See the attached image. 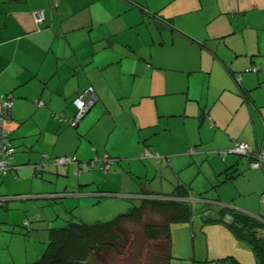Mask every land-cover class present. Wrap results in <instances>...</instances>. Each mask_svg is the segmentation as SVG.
<instances>
[{"label":"crops","instance_id":"0c3cea01","mask_svg":"<svg viewBox=\"0 0 264 264\" xmlns=\"http://www.w3.org/2000/svg\"><path fill=\"white\" fill-rule=\"evenodd\" d=\"M135 4L144 9L142 18L137 19L138 24L145 22L143 16L148 12L152 15L149 24L152 31L145 38L144 35L136 37L137 49L127 42L126 49L117 48L113 37L138 25L126 18L127 13L136 8ZM94 6L102 9L97 17ZM165 10L168 14L164 15ZM37 11H41L44 18L40 24L33 19ZM120 20V25L112 27L113 22ZM133 22L136 26H130ZM163 30L179 38L186 47L190 45L187 48L193 54L197 52L199 58L198 62L196 58L194 63L186 61L179 67L173 63L164 67L188 75V82L186 80L184 88H179L184 81L176 78L157 93L155 74L163 69L154 63L152 51L164 46L166 38L162 37L160 42L157 37ZM145 48H150L151 53L144 55ZM256 68V72H250ZM194 74H201V83L206 86L199 95L190 92L189 76ZM114 76L116 82L118 77L135 76L141 83L137 86L134 82L128 94L122 83L113 82ZM88 88L93 89L97 101L75 128L54 117L63 114L71 118L75 98ZM5 94H11L14 99L5 128L10 133L15 153L10 172L4 177L0 174V264H34L41 258L47 245L35 259L25 247L23 253L16 247L28 242L33 221L45 222L38 227H45L48 242L51 230H61L76 220V217L66 219L65 225L57 227L52 225L54 219L42 220L40 214L32 217V213L44 207L40 202L53 200L61 204L63 198H73L70 197L73 193L65 191L68 186L82 189L97 183L95 176L83 173L93 171L88 169L87 162L98 157L105 134L117 129L115 115L131 117L135 129L148 130L156 127L159 118L164 116L158 111L157 95L178 94L184 96L185 105L167 112L170 114L167 117L182 119L184 128L190 127L188 119L196 120V136L180 140L179 148H158L162 145L158 142L154 146L147 143L138 146L141 140L131 142L137 147L134 148L136 153L166 155L159 162L163 163L164 159L167 165L160 168L140 159L142 162H136L137 166L130 170L136 185L131 184L132 180L127 185L121 183V197L139 205L141 199L170 194L175 187L183 186L189 189L186 200L190 208L196 203L204 205L202 189L198 191L199 198L194 199L193 189L187 185L192 181L182 178L181 172L188 165L206 163L202 165L205 169L202 175L207 184L203 180L201 186L204 188L211 182V187L220 192L217 190L219 198L216 195L215 201L224 207L218 211L216 219L203 217V223L218 226L224 241L221 246L217 243L210 248L207 237L205 261L258 264L252 248L220 220L230 211L264 219V203L261 202L264 167L251 170L246 167L247 159L237 156L210 159V152L230 150L239 141L245 142L253 152H264V0H123V4L115 0H0V95ZM143 100L150 104L145 109L148 110L146 119L140 120L136 111ZM38 102L43 106L38 107ZM201 129L209 133L207 139L199 138ZM60 157L76 158L77 163L66 166L65 171L73 169L76 179H65L63 168L53 163ZM164 169L171 186L167 192L153 185L158 178L162 179ZM110 170L103 173L104 179L96 191H91V196L98 198L97 193H116L101 190L104 185L117 184L111 177L118 171L110 173ZM150 171L155 175L149 185V181L144 180H148ZM118 176L121 177V172ZM52 182L58 183L57 186ZM205 219L210 221L204 222ZM260 235L264 236V231ZM227 258H231L230 261H226ZM194 260L195 256L190 264H194ZM67 264L92 263L72 261Z\"/></svg>","mask_w":264,"mask_h":264},{"label":"rangeland","instance_id":"374dc122","mask_svg":"<svg viewBox=\"0 0 264 264\" xmlns=\"http://www.w3.org/2000/svg\"><path fill=\"white\" fill-rule=\"evenodd\" d=\"M119 4H123V0H115ZM126 1V0H124ZM135 9L132 11H129L127 13V17L130 20L134 21L136 24L139 23L137 20L138 17L142 18L141 10H144L141 5L135 4ZM96 9V11H95ZM164 9V8H163ZM148 10H146L147 13ZM94 15L97 17L99 14H101L102 9L94 6L93 8ZM168 14V10L164 11V15ZM151 14H147V16H143L145 19V22L142 24H136L133 22L130 26H136L129 30H125L123 32H119L117 36L113 37L115 38V46L120 49H126V45L128 43L133 44L134 48L137 49V46H135V40L137 36H143L144 38L146 35H150L149 33L152 31L150 24V21L152 18ZM122 21L113 22L112 27H116L117 25H120ZM139 29V32H136V30ZM137 34V35H136ZM161 35V36H160ZM153 37L155 41L158 40V38H155V33L153 31ZM157 37H160L159 41L161 42V38L165 37V44L161 49H153L154 58L156 59V62H154L156 65H159L162 71H158L156 76V88L157 93H160L163 91V89L166 87L167 83H170V81L175 82L176 78L177 80H182L184 82H181V87L184 88L186 85V78H188V75L183 74L182 72H179L177 70H171L168 68H164L169 64L175 65V67L181 66L186 61H192L197 58L198 62V53L194 52V54L189 50L190 45L187 44V47L184 43L179 41V38H176L172 35H170L169 32L163 30L161 31V34H157ZM146 40V39H145ZM127 42V44H126ZM151 46V44H150ZM158 50V51H157ZM136 51V50H135ZM157 51V52H156ZM142 52L144 55H148L151 53L150 48L143 49ZM194 65V64H193ZM190 67V66H189ZM201 74H194L189 76V83H190V92H196L197 95L202 91H205L206 86L203 87L201 83ZM126 82H123L122 80H125ZM136 80V81H135ZM113 82L117 83L118 85L120 83L124 86V91L126 93H130L133 90V84L136 82L137 86L141 83V79L135 77V76H128L124 78L118 77L117 82L114 76ZM188 82V80H187ZM160 91V92H159ZM183 92V91H182ZM154 101V100H153ZM155 101L157 102V107L160 115H164L159 118V122L156 124V127L151 129H145V130H139L135 129L133 125V118H129L128 116L124 115H115V119L117 122V129L115 131H109L105 134L104 139L100 143V147L98 149V157L92 159L94 162H98L104 154L108 155L110 158L116 160L117 162H114V165L111 167L110 173H113L115 171L121 172V177L118 176V172H116V175L111 177V180L116 181L117 184H112L109 186H102L101 190L103 191H114L116 193L114 194H99L95 196H91V191L97 190V187L104 179V174L101 171H90V173L84 172L83 174L93 175L97 178L96 184H90L88 187L78 189L76 187H70L68 186L65 191H67L69 194L73 193L70 197L73 198H63L61 204H57L53 200H48L40 202V205L42 204L44 207L41 208L39 211H33L32 217H34V214H40V218L42 220L44 219H54L52 225H56L57 227H62L65 225L66 219H71L72 217H76L74 221L80 220L85 223H95V222H105L110 221L116 216L120 215L121 213H126L129 208L132 207V205H135V201H127L126 199L122 198L120 193V184L123 183L124 185L129 184L128 182L132 180L133 183H131L133 186L136 185V181L134 178L131 177L130 174L131 171L137 166L136 164L141 160H144L143 162H153L156 164V166H159L160 168H166L167 162L163 159V163H160L157 160H153L150 158H141L142 154H139V152H135V147L133 142L134 140L140 141V144L138 146H142L143 143H147V146L149 145H155L160 143L162 144L158 148H168L169 146H174L176 148H179L180 146V140L183 139H189L191 136H196L197 134V125L196 120L188 119L190 127H183L182 119L180 118H169L166 114L170 111H176V108L184 104V96L181 94L174 95L171 97H163L160 95H157ZM154 101V103H155ZM125 101H123L124 103ZM150 104L149 101L143 100L141 105L139 106V109L136 111V115L140 120H145L147 116L148 109L147 105ZM190 104V103H189ZM116 105V104H114ZM128 105V103H127ZM189 106V105H188ZM191 107V106H189ZM189 107L187 109H189ZM191 111V110H189ZM136 120V119H135ZM105 121V120H104ZM129 122L132 124V127H130ZM108 134V138H107ZM209 137V133H207L204 129L200 130L199 138L207 139ZM64 139V138H63ZM86 141V140H85ZM125 142H130L125 145ZM212 145V144H211ZM59 147V144H58ZM71 148V146H68ZM195 151L194 148H190ZM189 149V150H190ZM219 151V150H218ZM224 151V150H220ZM214 152H217V150H213L210 152V159L213 157H218L220 159V156H215ZM91 154V153H90ZM92 155H96L94 152H92ZM163 155V154H161ZM160 155V156H161ZM229 157H234L233 155H228ZM163 157H167L166 155H163ZM134 159L135 161H131ZM53 161V160H50ZM87 161V160H86ZM137 162V163H136ZM88 163V162H87ZM160 163V164H159ZM85 164V163H84ZM82 164V166H84ZM149 164V163H148ZM197 163L195 165H188L186 169H184L181 172V177L186 180H191V184H187L190 189H193V196L194 199H198V191L202 189L204 192L202 195L203 204L200 205V203H196L192 205V217L190 222L188 221H177L171 224L170 226V232H171V248H170V255L171 258L167 260L170 264H190L192 257L195 256V262L194 264H211L209 262L205 261V252H206V244H207V237H208V245L211 248L213 244L219 243L220 246L224 241V235L221 231V229H218V226H213L211 223H203V217H210L213 219H216L218 216V211L224 207L221 206L217 201V190L213 189L214 187H211L212 183L210 182L208 185H206L204 188L201 186V182L204 180V183L207 184V180L203 179V171H205L204 166ZM86 165V164H85ZM87 166V165H86ZM114 167V169H113ZM63 168L65 173L63 176L67 180H73L76 179V174L73 173V169H69V172L66 173L67 170L66 166H61ZM113 169V170H112ZM131 170V171H130ZM141 171V170H140ZM92 172V173H91ZM165 174L162 177V179L158 178L156 181L153 182L154 187H157V189H163V192H167L171 188L170 184H168V175L167 171L164 169ZM109 173V174H110ZM199 173V174H198ZM144 175V174H142ZM155 175L154 172L150 171L148 180H144L146 183L149 181V185L152 183V177ZM196 177V178H195ZM53 178V177H52ZM131 178V179H129ZM62 179V178H61ZM59 179V180H61ZM54 181V180H53ZM120 181V182H119ZM160 181V182H159ZM173 181V179H172ZM119 182V184H118ZM57 186L58 183L52 182ZM152 186V185H151ZM60 187V185L58 186ZM52 188V187H49ZM225 189H220V191ZM64 191V192H65ZM80 191V194L77 192ZM219 192V190H218ZM223 192V191H222ZM220 193V192H219ZM222 194V193H221ZM112 195V196H109ZM108 196V197H106ZM94 197V198H93ZM219 198V195H218ZM47 203L49 206H47ZM59 209V210H58ZM31 212V210H30ZM58 212V215L56 214ZM152 217H148L147 221L151 220ZM143 221H145L143 219ZM41 223V224H40ZM45 224V222H34L33 221V227L31 232L29 233L28 242L23 245L22 243L16 247H18L20 253H23L24 247L25 249L32 255V259H35L36 257H40V255L43 253L46 245H47V232L45 230V227H38V225ZM61 225V226H60ZM36 226V227H35ZM123 230L121 232H118V235H122L121 242H118V250L117 251H106L104 249H99L96 253H91L90 255H87L86 258L87 262H90L92 264H163V262H159L158 259H154V254L156 253V249H153L150 247L147 248L146 244L148 241L144 238V236L141 233V226L135 225V224H125L123 226ZM27 232V230H25ZM23 238V237H21ZM159 252V250H157ZM159 257V255H158ZM74 262V261H73ZM78 262H85V261H78ZM193 264V263H192Z\"/></svg>","mask_w":264,"mask_h":264},{"label":"trees","instance_id":"16d2710c","mask_svg":"<svg viewBox=\"0 0 264 264\" xmlns=\"http://www.w3.org/2000/svg\"><path fill=\"white\" fill-rule=\"evenodd\" d=\"M219 152H225V150ZM215 153V156H220V154ZM152 155H158L160 158L153 157L158 161L162 158L160 154ZM220 158L222 159L221 156ZM241 158L247 159L246 167L248 168V163L252 159L249 157ZM165 159L170 160V158ZM115 162L117 161L115 160ZM227 177L233 178L232 175H227ZM188 190L183 186H177L170 194H158L155 197L148 196V199H141L139 205H132L126 213L120 214L110 221L95 222L93 224L73 221L61 230H51L46 250L34 264H67L72 261H86L87 255L97 252L99 249L111 252L117 251L118 242H121L122 239V235L119 236L118 232L124 231L123 226L127 223L141 226V233L148 241L147 248L156 249V253L153 255L154 259H158L159 262L163 260L167 262L171 258V224L177 221H190L192 217V208L186 200ZM222 211L224 212V210ZM225 215L232 218V221L228 224L223 221ZM150 216L152 219L147 221ZM223 217L220 220L221 223L229 228L238 239L252 248L258 264H264V236H258L261 231H264V219L236 211H230L229 214H224ZM208 221L210 220H204V222ZM230 259L227 258L226 261H230ZM220 262L223 263L222 260Z\"/></svg>","mask_w":264,"mask_h":264},{"label":"built area","instance_id":"2783aa9c","mask_svg":"<svg viewBox=\"0 0 264 264\" xmlns=\"http://www.w3.org/2000/svg\"><path fill=\"white\" fill-rule=\"evenodd\" d=\"M33 19L36 24H40L44 21L43 14L41 11L33 13ZM239 79V78H238ZM97 101V97L92 88H88L81 92L74 100L75 111L71 118H65L63 114L54 115L59 121L65 122L69 127L75 128L86 113L94 106ZM14 104V99L11 94L0 95V174L5 176L7 172L11 170L10 163L13 161L14 148L12 147L9 131L5 128L6 123L10 119V110ZM38 107H42L43 103L38 102ZM191 151V150H190ZM230 152H235L243 156H247L252 160L248 163V168L251 170H258L264 167V152H253V150L245 143L238 142L228 151L216 152L220 154L222 159ZM160 158L158 155L145 154L142 158ZM115 160L103 156L97 163L94 161L88 162L89 170H100L106 174L111 167L114 165ZM57 166H68L70 164L77 163L75 157H60L56 158L53 162ZM261 202L264 203V193L261 195ZM224 223H230L232 221L231 216L225 215L223 217ZM220 264V263H213Z\"/></svg>","mask_w":264,"mask_h":264},{"label":"water","instance_id":"95a60500","mask_svg":"<svg viewBox=\"0 0 264 264\" xmlns=\"http://www.w3.org/2000/svg\"><path fill=\"white\" fill-rule=\"evenodd\" d=\"M257 69H258V68H256V70H251L250 72H256ZM88 112H89V111H88ZM88 112H87V113H88ZM87 113H86V114H87ZM83 118H84V117H83ZM83 118H82V119H83ZM82 119H81V120H82ZM228 155H233V156H239V157H245V158H248L247 156H243V155H240V154L235 153V152H230V153H228ZM222 160H224V159H222Z\"/></svg>","mask_w":264,"mask_h":264}]
</instances>
